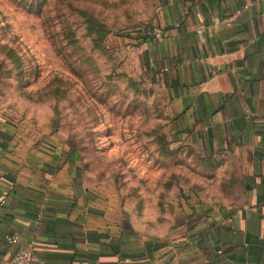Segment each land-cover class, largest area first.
I'll return each instance as SVG.
<instances>
[{"label":"crops","instance_id":"0c3cea01","mask_svg":"<svg viewBox=\"0 0 264 264\" xmlns=\"http://www.w3.org/2000/svg\"><path fill=\"white\" fill-rule=\"evenodd\" d=\"M155 3L141 60L167 92L169 145L195 154V182L177 175L162 219L144 217L0 106V264L31 243L34 264H264V1Z\"/></svg>","mask_w":264,"mask_h":264},{"label":"rangeland","instance_id":"374dc122","mask_svg":"<svg viewBox=\"0 0 264 264\" xmlns=\"http://www.w3.org/2000/svg\"><path fill=\"white\" fill-rule=\"evenodd\" d=\"M155 1L0 0V106L27 135L76 152L90 183L161 220L168 184L194 183L197 164L169 145L167 92L141 60Z\"/></svg>","mask_w":264,"mask_h":264},{"label":"built area","instance_id":"2783aa9c","mask_svg":"<svg viewBox=\"0 0 264 264\" xmlns=\"http://www.w3.org/2000/svg\"><path fill=\"white\" fill-rule=\"evenodd\" d=\"M262 1L264 0H255V3H261ZM247 8H249V6H245L244 8H240L236 10L234 16H240L243 13V10ZM212 23L215 27H219L224 23L229 24V21H222L218 18H215L213 19ZM6 241L9 244H14L17 242V238L7 236ZM34 260H35L34 243H31L27 247H20L19 250L14 255L13 259L9 262V264H34Z\"/></svg>","mask_w":264,"mask_h":264}]
</instances>
